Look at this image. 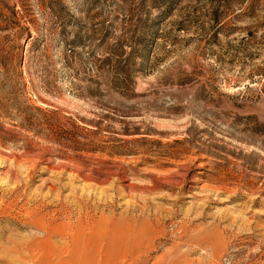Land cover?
Returning <instances> with one entry per match:
<instances>
[{"label": "rangeland", "instance_id": "rangeland-1", "mask_svg": "<svg viewBox=\"0 0 264 264\" xmlns=\"http://www.w3.org/2000/svg\"><path fill=\"white\" fill-rule=\"evenodd\" d=\"M0 264H264V0H0Z\"/></svg>", "mask_w": 264, "mask_h": 264}]
</instances>
